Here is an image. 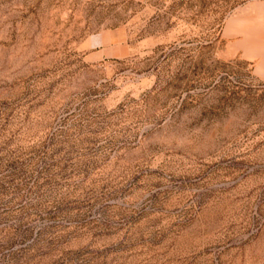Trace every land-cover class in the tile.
Returning <instances> with one entry per match:
<instances>
[{
  "label": "rangeland",
  "instance_id": "rangeland-1",
  "mask_svg": "<svg viewBox=\"0 0 264 264\" xmlns=\"http://www.w3.org/2000/svg\"><path fill=\"white\" fill-rule=\"evenodd\" d=\"M0 264H264V0H0Z\"/></svg>",
  "mask_w": 264,
  "mask_h": 264
}]
</instances>
